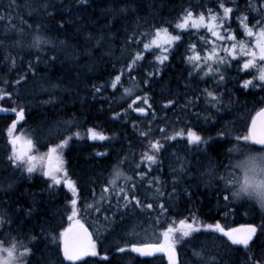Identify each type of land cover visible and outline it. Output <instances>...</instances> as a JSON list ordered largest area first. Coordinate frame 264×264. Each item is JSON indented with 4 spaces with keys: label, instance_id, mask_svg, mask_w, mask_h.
<instances>
[{
    "label": "trees",
    "instance_id": "obj_1",
    "mask_svg": "<svg viewBox=\"0 0 264 264\" xmlns=\"http://www.w3.org/2000/svg\"><path fill=\"white\" fill-rule=\"evenodd\" d=\"M9 3L10 0H0V13L11 11L13 17L21 16L26 24L12 20L18 28L23 27L20 33L10 29L7 21H0V88L13 93L11 98L0 100V107L24 109L21 130L28 132L29 139L34 141L37 156H43L73 132L81 133V138L73 137L65 148V166L80 188L79 207L83 209L85 203L99 201L102 187L117 166L128 176H135V165L140 162L141 154L148 151L149 139H159L165 145L159 157L163 161L160 166L163 173L152 170V174L166 175L168 192L173 186V176L178 179L176 197L170 201V206L166 201L169 213L158 223L155 222L157 211L136 208L123 219L117 213L114 221L106 224L103 217L113 216L115 199L111 201V208L105 200L101 212L82 210V218L94 237H98L99 252L98 256L84 261L87 264H168L164 256L141 258L130 250L120 253L116 248L162 231V225L172 220L178 223L180 219L191 221L194 217L197 226L216 222L225 225L220 217L223 210L218 207L223 191L219 178L225 173L228 159L233 160L230 150L236 144L235 137L245 133V120L264 100V91L260 88L241 87L243 80L254 77L253 71H240L241 61H232L226 71L222 69L225 81L218 88L212 78H201L186 59L192 55L188 46L196 44V50L204 53L201 51L205 47L204 40L200 36L210 38L205 31L191 30L181 34V41L170 50L169 59L160 68L155 63L158 50L145 51L144 59L133 71H125L121 83L115 89L111 87V81L129 63L130 53L142 49V44H133L130 37L145 39L142 33L160 26L174 33L173 25L184 9L204 11L203 7H197L203 5L220 12L217 0H16L18 11L8 9ZM239 5L249 16L250 26L254 24L256 13L246 7V0H239ZM232 24L237 39H243L238 22ZM36 35L50 42L40 48L29 47ZM9 54L15 58V66L7 59ZM150 72L158 74L148 77ZM21 75L25 78L16 84ZM128 86H136L140 96L147 94L154 114L150 110L148 118L135 116L128 108L131 100L123 96V89ZM97 87L101 89L99 92ZM205 88L222 93L224 103L217 107L207 104L208 99L202 94ZM197 96L200 99L194 107L182 110L186 99L194 100ZM172 98L178 99L179 106L165 108ZM8 112L9 122L7 116L0 117V215L10 218L12 223L0 228V240L7 241L10 233L11 237L28 244L29 238L36 236V257L32 258V264H41L39 257H44V264H48L49 258L52 264H58L50 236L68 224L71 193L66 186L50 189L51 182L40 168L29 174L22 168L9 166L6 157L11 145L7 129L16 119V113ZM116 113H120L117 118ZM185 125L197 130L208 144L194 150L186 137L174 142L162 139L163 135ZM89 128L109 139L91 140L86 134ZM160 128H165L166 132L162 134ZM149 129V137L140 135L141 131ZM175 157L181 159L178 167L183 164V172L174 171ZM144 168L142 164L141 169ZM208 171L214 173L215 180L204 177ZM137 184V194L143 201L145 184L141 185L138 177ZM246 212L248 219H240L241 212H238L231 227L244 223L260 225L264 221V215L256 208L246 209ZM190 239V243L178 245L181 264H248L249 255L264 264V236L259 233L250 254L242 245L229 247L230 242L226 243L221 234L205 228ZM197 252L201 255L194 254ZM84 261L75 264H84ZM64 264L73 263L64 261Z\"/></svg>",
    "mask_w": 264,
    "mask_h": 264
},
{
    "label": "snow or ice",
    "instance_id": "obj_2",
    "mask_svg": "<svg viewBox=\"0 0 264 264\" xmlns=\"http://www.w3.org/2000/svg\"><path fill=\"white\" fill-rule=\"evenodd\" d=\"M228 4L234 6H227ZM197 7H203L204 11L197 12L191 7L186 8L173 25V31H187L189 29L199 31L200 29H205L206 33L211 36V39H205L204 36H200V39L204 40L205 44L209 46L206 49H201L205 53L204 55H201V52L196 50V44H190L188 46L192 55H188L186 59L192 65L193 71L200 75L201 78H212L218 88L225 81V75L222 69L226 71L233 60L237 63H240L242 60L240 71L255 68L258 75L251 79L243 80L241 87L244 89L250 87L260 88L261 91H264V0H246V7L256 13V16L253 17L255 23L251 26L249 16L240 7L239 0H217V7L221 10L220 12H215L211 8H206L203 5H198ZM7 8L18 11L19 5H17L16 0H10ZM233 16H235L238 25L243 30V34L248 38H253L251 46L237 39L235 31L231 28ZM14 18L26 24L21 16L17 15L13 17L11 11L6 10L0 13V21H7L10 29L23 33V27L18 28L12 23ZM28 27L30 28L31 25H28ZM36 27L39 30L40 26L37 25ZM133 36H135V33ZM141 36L145 37V39L135 40L132 37L129 38L133 44H142V49L130 53L129 63L111 81L112 88L115 89L121 83V76L125 71L131 73L138 62L144 59L145 51L153 48L159 49L161 55L157 56L156 59L163 65L169 59L168 53L170 50L176 46L177 42L181 41V35L179 33L173 34V32L169 31L168 27L164 26L154 27L151 32L142 33ZM49 42L46 38L36 35L33 37L29 47L40 48L42 44ZM17 44H21V41H17ZM7 59L15 66V58H12L9 54ZM52 59H55V57H52ZM29 68L31 69V64H29ZM157 74L158 72H150L148 73V77ZM24 78L21 75L20 79H17L15 83L19 84ZM130 79H134V77H130ZM4 83H7V81H4ZM144 83H147V80ZM100 90L99 87L96 88L97 92ZM124 93L132 96V89L125 88ZM202 94L213 107L224 103L222 93L217 94L215 91H210L205 88ZM12 96L13 93L0 88V100L11 98ZM199 99V96L194 100L186 99L182 110L194 107L196 101ZM137 101H142L147 107L137 106ZM173 106H179L178 99H169L164 105L165 108H171ZM128 108L142 114H147L148 111L152 110L147 94L144 96L136 95L128 105ZM8 111L16 113V119L12 121L7 129L8 142L11 145L10 154L6 157L9 166L22 168L29 174H32L37 168H40L43 171V175L51 181L49 185L50 189L53 186L63 185L71 193V197L68 200V205L70 206L69 211L71 213L67 216L68 224L66 227H63L62 231L51 234L50 236L51 244L55 245L53 252L58 264H64V261L75 264V262L84 261L85 257L99 255L97 250L98 237H94L93 232L89 231V226L81 216L82 210L101 212L105 200H107L109 208H111V201L115 199L116 204L113 210V216L108 217L105 215L103 217L106 224L112 223L117 213L123 219L124 216L136 208L157 211L158 215L155 217L156 223L160 221L162 216L169 213L170 201L177 195L176 184L178 183V179L176 175L173 176V186L171 192H168L165 187L166 182L162 181L159 175L152 174L153 165L158 166L156 168L157 172L162 171L159 167L162 164V161L159 159V153L164 148L161 140H148V151L141 154L140 162L135 165V176H128L117 166L114 169L112 178L102 187L99 201L85 203L83 209H81L79 207L80 188L77 182L69 176L62 156V150L68 146L69 141L73 137L81 138V133L76 131L71 136L64 137L58 144L50 147L44 156L33 155L32 153L35 148L34 141L14 135L17 123L25 118L24 109L0 107V112ZM152 111L154 114V110ZM125 112H127V109ZM115 116L119 117L120 113H116ZM244 124L245 133L235 137L236 144L230 150L231 152L238 153L241 158L234 165L235 172L226 181L224 191L227 194L222 196V199L226 202L224 205L227 209L225 216L235 211V208L232 206L233 202L255 201L259 205V208L264 210V100L261 101V106L254 110V114H249ZM159 130L162 134L166 132L165 128H160ZM86 134L91 140L103 141L109 139V137L94 128L87 129ZM140 135L146 138L149 137L151 135V129L141 131ZM220 135L223 136L224 133ZM185 137L189 144L197 146L208 144V140L189 125H185L183 128L173 129L171 134L163 135L162 139L171 141L177 140V138L184 139ZM254 146L259 147L257 149ZM98 155H105V153H98ZM142 164L145 165L144 169H141ZM174 171L183 172L184 165L181 164L180 169ZM137 177L141 185L145 183L147 185L143 201L137 194ZM121 178L124 179V185L118 184V180ZM10 188L11 185H8V189ZM2 190L7 191V189ZM185 192L187 193L186 189ZM187 195L190 196L191 193H187ZM166 201L169 202V206H166ZM11 223L10 218L0 215V228H5ZM202 228L221 234L222 237L226 238V243L230 242L229 247L242 245L249 254L251 253L252 245L258 238V233L264 236V221L260 225L244 223L236 227L225 226L219 222L197 226L196 219L193 217L191 221L185 218L180 219L178 223L176 220L166 222L162 225V231L153 232L151 236L139 242L129 241L124 246H118L116 251L124 253L130 250L131 252L138 253L140 256L146 257L162 253L167 257L168 264H181L177 250L178 245L190 243V238L193 237V234L200 233ZM8 235L9 239L7 241L0 240V264H32V258L36 257V244L34 241L37 240V237L31 236L29 243L24 244L15 237H11L10 233ZM5 243H7V246H5ZM194 254L197 256L201 255L199 252ZM39 259L41 264H44V257H39ZM104 259L107 260L106 255ZM48 264H52L51 258H49ZM84 264H87V261H84ZM248 264H261V261L249 255Z\"/></svg>",
    "mask_w": 264,
    "mask_h": 264
},
{
    "label": "rangeland",
    "instance_id": "obj_3",
    "mask_svg": "<svg viewBox=\"0 0 264 264\" xmlns=\"http://www.w3.org/2000/svg\"><path fill=\"white\" fill-rule=\"evenodd\" d=\"M237 23V21H236V19L234 18L233 19V21L231 22V25H233L232 23ZM232 28V27H231ZM233 29V28H232ZM191 30H196V29H189V30H187V31H180V30H176L173 34H177V33H179L180 35L182 34V33H187V32H189V31H191ZM201 31H205L206 32V30L205 29H200ZM199 30V31H200ZM242 33H243V30H242ZM241 33V34H242ZM208 34V33H207ZM208 36H209V38L211 39V36H210V34H208ZM245 36V35H244ZM238 40H241V41H244L246 44H248L249 46H251V43L253 42V38H248V37H244L243 39H238ZM204 42V41H203ZM204 48L206 49V48H208L209 46L208 45H206L205 44V42H204ZM156 49V48H155ZM158 51V56L159 55H161V51L159 50V49H157ZM172 50V49H171ZM205 53H201V55H204ZM221 55H223V53H221ZM233 61H235V60H233ZM166 62V61H165ZM243 61L241 60V63H242ZM155 63L159 66V68H160V66H162L160 63H159V61L157 60V59H155ZM247 71H253V73H254V76H256V75H258V73H257V70L254 68V69H249V70H247ZM246 72V71H245ZM125 88H130V89H132V96H128V95H126L125 93H124V89ZM124 89H123V96H124V99H129V100H131V102H132V100L135 98V96L136 95H138V88L136 87V86H128V87H124ZM207 104H209V105H212V104H210L209 102H208V100H207V102H206ZM137 104H140V105H143V103L142 102H140V101H137ZM2 107V106H1ZM141 119H143V118H141ZM23 122H24V120H22V123L21 124H23ZM20 124V125H21ZM14 135H16V136H21V137H24V138H28L29 139V134H28V132H26V131H24V130H20L19 128H18V130L15 132L14 131ZM178 139V138H177ZM94 141H96V140H94ZM174 141H177V140H172V142H174ZM190 147H192L194 150H199V149H202L201 148V145H193V144H190L189 145ZM164 147H165V145H164ZM49 150V149H48ZM48 150L47 151H45L44 152V154H43V156L48 152ZM162 150L163 149H161V151H160V153H159V157H160V154H161V152H162ZM233 153V155H234V157H233V160L231 161V157L228 159V163L226 164V170H225V173L224 174H222L221 176H220V178H219V180L222 182V195H221V198H222V196L223 195H225V194H227V192H225L224 191V189H225V187H226V181L230 178V175L232 174V173H234L235 172V168H234V165H235V163H236V161L238 160V159H240L241 157L239 156V154L238 153H234V152H232ZM33 155H37L36 154V149L34 148V150H33V153H32ZM62 156H63V159H64V161H65V165H66V157H65V148L62 150ZM160 159V158H159ZM175 159H177V160H175L174 161V165H175V167H176V170H179L180 169V166L178 167V163H180L181 162V159L179 158H176L175 157ZM185 159H186V157H185ZM161 160V159H160ZM162 161V160H161ZM189 162H191L190 161V159L188 160ZM133 162V160L131 161V163ZM162 163H163V161H162ZM162 164H160L159 165V167L161 166ZM200 165H201V163H200ZM158 166L157 165H153L152 166V170H156V168H157ZM121 169V168H120ZM122 170V169H121ZM162 171H163V169H162ZM157 172L158 174H162L163 172ZM43 172V171H42ZM220 175V174H219ZM204 177L205 178H209V179H211V180H215V175H214V173H212V172H210V171H208V172H206L205 174H204ZM221 177H223V179H221ZM48 180H49V178L48 177H46ZM112 178V177H111ZM165 178V179H164ZM217 178V177H216ZM122 179L123 178H121V179H119L118 180V184L119 185H124V183H122ZM160 179L162 180V181H164V180H166L165 182V186L168 184V181H167V178H166V175L165 176H162V175H160ZM50 181V180H49ZM51 182V181H50ZM63 185H61V186H53V187H56V188H61ZM145 187L147 188V185H146V183H145ZM67 188V187H66ZM0 189H1V187H0ZM225 201L223 200V199H221V202H219V208H222V210H223V212H222V214L220 215V217H223V221H224V224L226 225V226H230L231 227V222H233L234 220H235V218H236V214H238V212H241V215H240V219H244V220H246V219H248V215H247V212H246V209L248 210V211H250L251 209H257L258 211H260V213L261 214H263L264 215V210H261L260 208H259V205L255 202V201H251V200H246V201H243V202H233V204H232V206L235 208V211L234 212H232V213H230L229 215H227V216H225V212H227V209L225 208ZM242 205V206H241ZM218 207H216V210H219L218 209ZM239 210H241V211H239ZM81 216H82V212H81ZM150 236V234H147V235H145V239L147 238V237H149ZM164 258H165V260H167L166 259V257L164 256Z\"/></svg>",
    "mask_w": 264,
    "mask_h": 264
},
{
    "label": "water",
    "instance_id": "obj_4",
    "mask_svg": "<svg viewBox=\"0 0 264 264\" xmlns=\"http://www.w3.org/2000/svg\"><path fill=\"white\" fill-rule=\"evenodd\" d=\"M134 112V114H135V116L136 117H138V118H147L148 117V112H147V114H142V113H138V112H135V111H133ZM256 148H258L259 146H255ZM89 231H91L90 229H89ZM131 252V251H130ZM131 253H133V254H136V255H138V256H140L138 253H134V252H131ZM162 253H157L155 256H141V257H144V258H153V257H156V256H159V255H161ZM87 257H85L84 258V260L86 259ZM167 258V257H166ZM66 262H69V261H66ZM80 262H83V261H78V262H75V263H80ZM69 263H73V262H69Z\"/></svg>",
    "mask_w": 264,
    "mask_h": 264
},
{
    "label": "flooded vegetation",
    "instance_id": "obj_5",
    "mask_svg": "<svg viewBox=\"0 0 264 264\" xmlns=\"http://www.w3.org/2000/svg\"><path fill=\"white\" fill-rule=\"evenodd\" d=\"M8 113L9 112H0V117H6L7 116L6 117L7 118V122H9V118H10V115ZM21 123H22V120L17 123V127L14 130L15 132L18 130V128L21 130V128H22V124Z\"/></svg>",
    "mask_w": 264,
    "mask_h": 264
},
{
    "label": "bare ground",
    "instance_id": "obj_6",
    "mask_svg": "<svg viewBox=\"0 0 264 264\" xmlns=\"http://www.w3.org/2000/svg\"><path fill=\"white\" fill-rule=\"evenodd\" d=\"M51 46H49V48H50ZM122 48V47H121ZM61 50V49H60ZM49 90V89H48ZM38 96V95H37ZM49 96V95H48ZM51 96V95H50ZM52 96H54V95H52ZM37 98V97H36ZM53 98V97H52ZM49 99V98H48ZM60 101V100H59ZM53 104H54V102H53ZM42 106V105H41ZM123 112V111H122ZM133 117V116H132ZM40 118V117H39ZM61 118V117H60ZM117 118V117H116ZM129 118H130V116H129ZM102 119V118H101ZM130 120V119H129ZM111 121V120H110ZM123 121V120H122ZM174 121V120H173ZM81 122V121H80ZM105 122H108V121H105ZM175 122H176V120H175ZM83 123V122H82ZM81 123V124H82ZM80 124V125H81ZM107 124V123H106ZM113 124V123H112ZM111 125V124H110ZM67 126V125H66ZM107 126V125H106ZM105 129V128H104ZM2 130V129H1ZM35 130H36V128H35ZM123 130V129H122ZM54 133H56V132H54ZM57 134V133H56ZM62 134V133H61ZM46 139V138H45ZM45 141V140H44ZM47 141V140H46ZM3 155V154H2ZM1 161V160H0ZM7 168V167H6ZM4 172V171H3ZM5 173V172H4ZM6 174V173H5ZM5 183V182H4ZM7 187V186H6ZM111 252V251H110ZM118 261V260H117ZM136 261V260H135Z\"/></svg>",
    "mask_w": 264,
    "mask_h": 264
}]
</instances>
